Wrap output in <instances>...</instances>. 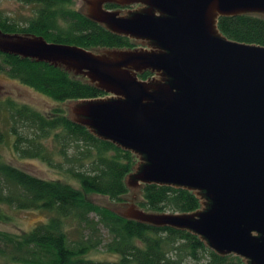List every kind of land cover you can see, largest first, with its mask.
<instances>
[{
    "label": "water",
    "instance_id": "95a60500",
    "mask_svg": "<svg viewBox=\"0 0 264 264\" xmlns=\"http://www.w3.org/2000/svg\"><path fill=\"white\" fill-rule=\"evenodd\" d=\"M85 17L138 47L101 49L0 30V52L63 68L105 93L67 118L131 152L124 183L192 191L196 210L123 218L184 230L217 255L264 264V46L235 42L220 16L264 17V0H86ZM138 4L124 11L104 9ZM151 76L140 80L137 75Z\"/></svg>",
    "mask_w": 264,
    "mask_h": 264
},
{
    "label": "trees",
    "instance_id": "16d2710c",
    "mask_svg": "<svg viewBox=\"0 0 264 264\" xmlns=\"http://www.w3.org/2000/svg\"><path fill=\"white\" fill-rule=\"evenodd\" d=\"M19 1L34 5L33 15L20 24L0 14L2 32L32 34L88 50L139 46L85 17L71 6L72 0ZM216 28L229 40L264 46V17L260 15L220 16ZM0 72L57 103L105 95L84 77L61 67L2 52ZM147 76H151L148 71L137 75L140 80ZM0 109L7 118L6 133L0 129V144L5 135L11 136L15 154L38 159L56 174L53 179L38 177L0 156V205L46 214L44 221L27 231H0V260L4 264H181L184 258L194 264H243L237 256L217 255L189 232L126 219L87 198V194H95L122 205L128 191L124 178L136 158L72 122L57 104L42 113L6 97ZM45 140H50L51 146ZM66 179L76 181L79 187ZM139 190L141 198L136 204L144 211L185 213L200 205L194 193L183 188L141 184ZM7 219L0 211V220ZM70 222L75 238L68 235ZM100 246L117 258L84 257Z\"/></svg>",
    "mask_w": 264,
    "mask_h": 264
},
{
    "label": "rangeland",
    "instance_id": "374dc122",
    "mask_svg": "<svg viewBox=\"0 0 264 264\" xmlns=\"http://www.w3.org/2000/svg\"><path fill=\"white\" fill-rule=\"evenodd\" d=\"M86 0H72L71 6L81 11L85 12ZM138 6V4H133ZM35 6L32 4H25L19 0H0V14L5 15L16 21L20 24H23L29 17L33 15ZM104 8V7H103ZM115 10V9H114ZM119 11L118 9H116ZM137 46V45H136ZM107 49V48H104ZM100 49L92 50L93 52H99ZM104 96V95H103ZM10 97L17 103H25L32 107L35 110H38L42 113H47L51 108L55 107L57 104L61 107L64 113L67 115V107L70 102L73 101H64L62 103H57L49 99L43 94L34 91L33 89L21 84L18 80L6 76L4 73L0 72V102L3 101L4 98ZM102 97V96H100ZM5 113L0 109V129L6 133L7 130V118L4 115ZM11 136L5 135L3 142L0 144V156L5 161L16 167H19L35 176L42 178H55L56 174L50 170V168L42 161L34 158H23L19 155L15 154L11 149ZM44 143L48 146H51L52 142L50 140H45ZM131 172V171H130ZM71 185L75 187H79L76 181L72 179H66ZM140 185L136 184V198H134L132 185L130 183L127 184V193L123 197L122 205H118L113 203L105 196L95 195V194H87V198L91 199L93 202L108 206L112 209L114 207L124 206L128 204H135L137 206V202L140 200ZM138 207V206H137ZM140 209V208H139ZM142 212L157 214L154 212L144 211L140 209ZM0 211L5 213L8 216L7 220H0V231H5L9 233H19L21 231L29 230L33 225L38 223L39 221H44L46 214L41 211H33V210H18L9 208L5 205H0ZM161 213H169V212H161ZM67 229L69 230L68 235L70 238H75L77 236L76 232L72 229V222L67 224ZM103 237H105L102 232ZM84 257L95 259V260H106V261H114L117 258L115 253L106 252L101 246L89 250L84 254ZM0 264H4L2 260H0ZM181 264H194L193 261L184 258Z\"/></svg>",
    "mask_w": 264,
    "mask_h": 264
},
{
    "label": "flooded vegetation",
    "instance_id": "af4514ba",
    "mask_svg": "<svg viewBox=\"0 0 264 264\" xmlns=\"http://www.w3.org/2000/svg\"><path fill=\"white\" fill-rule=\"evenodd\" d=\"M106 5L112 6L108 10H114V9L116 10V9H118L119 11H124V10H127V9H133L134 8L133 5H128V6H122V7H120V6L115 5V3H113V2H106V3H104V6H103L104 9H106L105 8ZM135 7H137V6H135Z\"/></svg>",
    "mask_w": 264,
    "mask_h": 264
}]
</instances>
